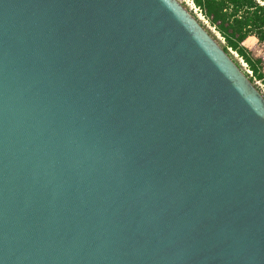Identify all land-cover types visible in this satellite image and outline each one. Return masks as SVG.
I'll list each match as a JSON object with an SVG mask.
<instances>
[{"label":"water","instance_id":"95a60500","mask_svg":"<svg viewBox=\"0 0 264 264\" xmlns=\"http://www.w3.org/2000/svg\"><path fill=\"white\" fill-rule=\"evenodd\" d=\"M0 264H264V96L178 0H0Z\"/></svg>","mask_w":264,"mask_h":264},{"label":"trees","instance_id":"16d2710c","mask_svg":"<svg viewBox=\"0 0 264 264\" xmlns=\"http://www.w3.org/2000/svg\"><path fill=\"white\" fill-rule=\"evenodd\" d=\"M220 34L228 49L240 56L254 77L262 80L261 59L254 58L244 42L255 37L264 44V4L259 0H190ZM248 77V74L245 73ZM251 80V78H249Z\"/></svg>","mask_w":264,"mask_h":264},{"label":"rangeland","instance_id":"374dc122","mask_svg":"<svg viewBox=\"0 0 264 264\" xmlns=\"http://www.w3.org/2000/svg\"><path fill=\"white\" fill-rule=\"evenodd\" d=\"M186 10L193 15L197 21L203 26V28L219 43L221 47L225 45L223 38L220 34L209 24V22L201 14L200 10L195 7V5L190 0H178ZM264 4V0H259ZM202 16V17H201ZM244 46L250 51L251 55L256 59H261L259 66L261 67L262 80L254 77L248 66L243 61V59L238 56L237 53L228 49L229 56L237 64L243 73L248 74V78H251L253 85L259 90V92L264 96V44L258 42L255 37H250L244 42Z\"/></svg>","mask_w":264,"mask_h":264},{"label":"bare ground","instance_id":"6f19581e","mask_svg":"<svg viewBox=\"0 0 264 264\" xmlns=\"http://www.w3.org/2000/svg\"><path fill=\"white\" fill-rule=\"evenodd\" d=\"M202 17V16H201Z\"/></svg>","mask_w":264,"mask_h":264},{"label":"built area","instance_id":"2783aa9c","mask_svg":"<svg viewBox=\"0 0 264 264\" xmlns=\"http://www.w3.org/2000/svg\"><path fill=\"white\" fill-rule=\"evenodd\" d=\"M192 2V1H191Z\"/></svg>","mask_w":264,"mask_h":264}]
</instances>
